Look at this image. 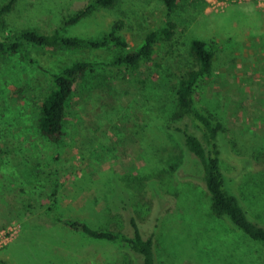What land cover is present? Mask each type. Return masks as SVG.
<instances>
[{"label": "rangeland", "instance_id": "374dc122", "mask_svg": "<svg viewBox=\"0 0 264 264\" xmlns=\"http://www.w3.org/2000/svg\"><path fill=\"white\" fill-rule=\"evenodd\" d=\"M86 2L17 0L9 20L48 31ZM164 12L162 0H120L61 31L101 35L122 19L121 33L134 46L164 21ZM171 19L172 38L151 63L174 81L189 66L192 38L215 45L198 105L223 122L227 183L263 224L264 0H178ZM124 50L34 47L32 63L0 57V229L15 228L0 245V264H128L116 243L58 217L127 229L130 212L143 234L153 233L160 264H264V242L213 214L200 165L162 128L161 107L172 92L157 84L164 76L156 71L143 85L97 69L67 101L64 137L52 142L40 135L36 105L51 73L75 59H108Z\"/></svg>", "mask_w": 264, "mask_h": 264}, {"label": "trees", "instance_id": "16d2710c", "mask_svg": "<svg viewBox=\"0 0 264 264\" xmlns=\"http://www.w3.org/2000/svg\"><path fill=\"white\" fill-rule=\"evenodd\" d=\"M119 1L87 0L83 7L63 15L60 25L48 31L31 25L13 24L9 16L17 6V0H6L0 4V28L4 29L0 32V57L16 55L22 62L32 63L34 47L71 52L82 49H125L108 59H75L51 73L50 84L38 97L36 105L40 135L52 142H59L64 137L67 101L80 82L97 69H107L113 73L112 76L119 74L143 85L152 81L156 71L157 75L164 76L157 84L172 92L171 98L161 107L164 113L162 128L178 137L200 165V178L210 196L213 214L228 218L250 238L264 242V223L250 217L239 196L231 191L227 183L221 164L224 151L227 150L220 138L225 126L220 119L212 116L211 111L198 105L201 85L212 71L215 45L200 38H192L186 51L189 66L176 75L174 81L158 70V64L151 63L158 48L165 46L172 38L174 22L171 18L178 0H162L165 7L164 21L146 30L141 41L134 46H130L131 43L121 33L126 27L122 19L115 21L111 29L101 35H67L61 31V28L79 22L99 8L115 7ZM124 209H128L127 206ZM127 219V229H116L94 227L85 219L58 217L59 221L77 232L116 243L130 256L128 264H160L156 257L153 233L143 234L131 212Z\"/></svg>", "mask_w": 264, "mask_h": 264}, {"label": "built area", "instance_id": "2783aa9c", "mask_svg": "<svg viewBox=\"0 0 264 264\" xmlns=\"http://www.w3.org/2000/svg\"><path fill=\"white\" fill-rule=\"evenodd\" d=\"M236 1V0H234ZM237 1H242V0H237ZM15 233V228L14 227H8L5 229H0V245L2 243H5L6 240L11 239V237L14 236Z\"/></svg>", "mask_w": 264, "mask_h": 264}]
</instances>
